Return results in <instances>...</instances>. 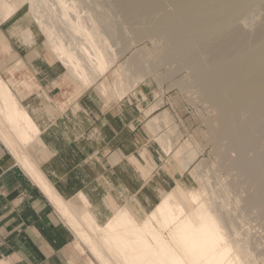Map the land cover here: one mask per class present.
Returning a JSON list of instances; mask_svg holds the SVG:
<instances>
[{
  "label": "rangeland",
  "instance_id": "obj_1",
  "mask_svg": "<svg viewBox=\"0 0 264 264\" xmlns=\"http://www.w3.org/2000/svg\"><path fill=\"white\" fill-rule=\"evenodd\" d=\"M12 1L18 4L19 7L16 10L17 12L14 11L11 14L16 13V19L0 30V79L13 82L12 90L17 97L23 99L37 89L34 85L28 86L27 83L19 84L18 82L32 75L24 61L21 62L23 64H16L17 60L21 58L17 54L20 48L35 47L43 49L44 53L48 55L49 61L61 71L62 80L66 84L79 82L75 80L69 69L63 65L61 59L51 49L52 46L38 25L35 14L37 18L43 20L44 24H51L52 26L51 13L54 9L63 6L69 10L67 18L70 20L71 23L69 24L72 27L76 28L80 19L87 27L95 26L101 37L106 40L105 50L108 63L106 68L97 67L93 82L86 87L80 83V86L82 88L94 86L97 89V85L103 82L107 94L104 96L97 89L98 93L104 97L111 95L119 98L142 86L146 88L147 96L155 102L147 114L154 111L159 104L163 107H170L172 113L164 110L156 115L154 125L157 130L160 125L164 126L161 134L158 135L159 137L156 136L157 141L166 153H171L170 157L174 162L180 163L183 169L187 170L183 178L178 180V183L183 182L186 187L188 186L187 188L196 192L198 199L202 197V189H204L203 197L207 198L211 206L213 205L211 208L216 211L227 226L232 224L230 229L227 227V232L231 239H236L237 244L243 246L242 248L245 251L243 259L245 258L244 260H247L249 264H264V202L257 199L259 196L256 182L249 180L244 174L242 150H240V139H238L241 137L239 126H244L245 121L242 120L247 118L248 113L246 114V110H242L237 103L230 101L225 80L227 74L225 72L224 75L218 73L224 68L223 65L228 59V55H226L228 51L231 55L230 50L236 51L239 48L238 45L247 39L249 41L247 40L244 44L239 45L243 49L246 48V50L249 47L254 48L253 46L256 44L258 45V41H264V0H218L217 2L209 0L215 3H212L214 7L209 5L211 6L209 9L208 4H203L204 1L209 3L208 0H182V2L188 1L190 3L191 1V4H195L185 3L187 9L190 6L192 7V9H189L190 13L187 10H181L185 7L184 2L182 3L181 0L179 1L183 4V7L180 6V3H177L178 0L175 2L177 3L175 5H178L177 9L180 6L178 12L173 11L177 10L175 5H172L175 0H153V2L152 0H62L61 2L59 0H41L36 3L35 12L33 10V13H31L32 9L29 8L30 3L28 0ZM196 1L201 7L195 3ZM147 2L148 4H146ZM71 5H74V7H71ZM147 5H154L151 6L154 10ZM202 7L204 10L201 11ZM155 9L157 10L155 11ZM145 11L146 13H144ZM181 12L188 14H180ZM164 19H169L167 23L165 22L166 24H163ZM69 24L65 19L59 18L57 23L53 24L54 33L51 37L54 39L61 38L67 46L68 41H71ZM162 25L167 26L163 27ZM166 30L170 33L168 34ZM206 30L209 32H206ZM174 32L176 34H173ZM257 33L261 34V39L256 38ZM240 35L242 38H240ZM6 38H11L12 42L16 43L18 47L15 45L10 46ZM75 38H77V41L81 40L79 35H75ZM226 41L225 45H228L229 49L230 46L234 49L226 50L227 52H222L224 55L220 54V56L219 53L218 55L213 54L215 53L213 51L214 47L217 45L222 47L223 45H220ZM72 45L74 46V52L78 54L84 52L75 42ZM215 62L217 63L215 64ZM10 69L13 70L10 71ZM11 72H13V75ZM222 100L228 105L227 115L229 114V117H226L227 120L229 118L234 123L224 122ZM48 107L49 105L42 106V108ZM230 114L236 118L231 119ZM240 118L243 119L239 120ZM239 121L243 123L240 125ZM232 124L233 126H231ZM228 127H231V131L229 130L231 133L228 131ZM234 128L237 134H235ZM33 143L40 144L38 141ZM262 143L261 149L263 150L264 142ZM235 150H237V153ZM252 153V151L251 153L248 152L246 157L255 158L256 160V157H254L255 152L253 155ZM240 172L242 173L240 174ZM161 181L164 185L162 190L153 191L147 186H142L141 194H134L129 191L122 192L121 197L123 200L121 202L114 199L105 200L98 214L93 213L102 223L103 213L109 214L124 203L131 206L132 212H135L136 217L141 219L146 216L162 193L171 190L176 185V182L169 183L166 179H161ZM133 186V184L129 185L131 190H133ZM78 201L71 200L70 203L81 205ZM91 207L93 206L91 205ZM77 242L85 249V253H80L76 248L77 253L81 256L82 264H88V256L94 261V263L90 261V264H98L87 248L74 235L75 246Z\"/></svg>",
  "mask_w": 264,
  "mask_h": 264
},
{
  "label": "crops",
  "instance_id": "obj_2",
  "mask_svg": "<svg viewBox=\"0 0 264 264\" xmlns=\"http://www.w3.org/2000/svg\"><path fill=\"white\" fill-rule=\"evenodd\" d=\"M15 19L16 13L0 19V30ZM6 41L18 47L11 38ZM17 54L32 74L19 84L37 88L18 97L20 102L32 106L46 99L49 104L36 115L46 145L28 146L33 164L65 200H78L83 192L97 215L105 200H122L120 192L134 193L142 186L159 191L161 179L183 178L187 170L156 139L164 126L155 132L147 127L153 116L172 111L159 104L144 115L155 103L146 88L104 97L94 86L66 84L43 49L25 47ZM13 156L0 142V264H82L76 248L85 249L74 245V231Z\"/></svg>",
  "mask_w": 264,
  "mask_h": 264
},
{
  "label": "bare ground",
  "instance_id": "obj_3",
  "mask_svg": "<svg viewBox=\"0 0 264 264\" xmlns=\"http://www.w3.org/2000/svg\"><path fill=\"white\" fill-rule=\"evenodd\" d=\"M38 1L41 0H28L30 3L29 8L32 9V12L29 9L31 13H33V10L35 12V5ZM61 1L62 0H59V2ZM176 1L177 0L174 1V4L172 2V5L180 3V6L183 7V4H181L182 0L181 2L178 0V2L175 3ZM188 1L186 2L188 3ZM197 1L195 3L199 4ZM213 1L217 2L218 0ZM213 1H209L211 4L204 1L205 3L203 2V4H208L209 9V7L211 8L209 5H212V3H214ZM183 2L185 7H183V9L181 8V10H187L189 12V9H192V7L189 5V9H187V4L185 5L186 2ZM146 4H148V2ZM188 4H191V1ZM214 4L212 5L213 7ZM191 5L195 4L193 3ZM141 6L143 7V5ZM151 6L153 7L154 5H150L148 7L152 8ZM161 6L163 5L161 4ZM177 6L175 5L176 9ZM18 7L19 5L12 0H0V19L5 20L6 17L16 11ZM71 7H74V5H71ZM179 7L177 10L173 11L178 12ZM163 9L165 8L163 7ZM196 9L198 10V8ZM152 10L154 9L152 8ZM156 10L157 9H155V11ZM202 10H204L203 7L201 11ZM222 10H224V8H222ZM144 13H146V11ZM182 13L186 14L184 12H181L180 14ZM200 14L202 17V12ZM68 15L69 10L63 6H60L59 9L57 8L53 10L50 19H52L53 24H56L59 18H63L69 24L71 22L67 18ZM35 16L38 25L45 33L44 35H46L45 38L51 44V49L55 55L61 59L63 65L69 69L75 80H78L84 87L88 86V84L94 81V73L97 71V67L106 68L108 63L105 50L106 40L105 38L101 37L98 29L95 26L87 27L83 24L81 19L78 21L76 28L69 24L71 28V41H68V45L66 46L61 38L57 37L54 39L51 37V35L54 33L53 24L52 26L51 24H44L41 18H37L36 14ZM197 17L201 18L200 16ZM150 19L152 20V17ZM167 20L169 19H166L163 24L165 22L167 23ZM206 32L209 31L206 30ZM258 33L257 36H255L257 39H261V34ZM173 34L176 33L174 32ZM75 35H79L81 40L77 41ZM174 36L173 38L176 37ZM240 38H242V36ZM228 40L230 41V39ZM241 40L239 41L241 42ZM227 41L221 45L218 43L220 46L223 45L222 47H219L218 45L217 46L219 48L217 46H213L215 48L213 49L215 52L213 54L218 55L219 53L220 56V54H223L222 52H227L226 50L234 49V47L231 48V46L229 49L228 45H225ZM73 42H75V44L78 45L81 50H84V52L79 54L74 52V46L72 45ZM245 42L243 41L241 44H244ZM258 42L259 44L253 46L254 48L249 47L250 49L248 48L247 50L246 48H244V50L242 46H239L241 44H239V48H235L236 51L230 50L232 53L231 55L228 51L226 54L228 55V59H226V63L224 62V68L218 73H222L224 75L225 72V74H227L225 80L227 82L230 101L237 103L242 110H246V114L248 113V116L245 118V120H242L244 117L239 119L245 121L244 126L242 125L243 127L239 126L241 129V134L238 133L241 135V137L238 139H240V150H242L241 156H243V169L245 176L248 177L249 180L251 179L253 182L255 181L258 185V201L260 200L264 202V149H261V145L263 144L262 142H264V41H261L262 43L260 41ZM180 44L182 45V43ZM21 62L22 60L19 58L16 64ZM216 63L217 62H215V64ZM12 85V81L8 82L2 78L0 79V142L6 146L11 154L14 155L13 157L16 158L17 162L20 163L30 178L42 189L44 194L47 195L49 201H51V203L55 206L56 210L58 209L60 212L59 214H61L65 221L68 222L70 226L69 228L74 231L75 236L87 248L98 264H249L247 260H244L245 258L243 259V253L245 252L242 248L243 246L241 247L240 244L238 245L237 240L231 239L228 235L227 227L230 229L232 224H228L227 226L226 223L223 222L222 218L216 213V211L211 208L213 205L211 206V203L207 201V198L203 197L204 189L201 187L199 188L202 189V197L198 199L196 192L192 191L190 188H187L188 186L186 187L183 182L178 183L177 181L176 185L171 190L164 192L161 194V196H159L153 207L143 218L138 219L129 206L122 203L115 211H113V213L102 216V223L99 222L97 216L91 211V201L83 192L77 193V198L81 205L70 203V201H67V199L65 200L57 192L56 188L51 183H49V181H47L40 170H38L33 164L36 162L32 160V156L28 147L34 141H38L41 145H46L43 136L41 135V128L43 124L37 120L38 116L36 115L42 109V106L49 104H46V99L42 101L39 99V101L32 106L22 104L16 93L12 90ZM97 89L102 95L106 96L107 89L105 88L103 82L97 85ZM221 95L223 94L221 93ZM64 105L65 104H63V106ZM235 108H237V106H235ZM149 110L150 108L145 110L144 115H146ZM232 118L234 117L231 115V119ZM155 121L156 117L153 116L147 122V126L154 132L157 131L154 125ZM228 121H230L229 118ZM236 123L238 124V122ZM242 123H240V125ZM231 126H233V124ZM230 128L228 127V131ZM235 128L234 132H236ZM235 134H237V132ZM230 136L231 134L229 137ZM234 141L236 142V140ZM237 150H235L236 153ZM251 151L253 152L252 155L255 152L254 157H256V160L255 158L251 159L246 157V154L248 152L251 153ZM241 173L242 172H240V174ZM134 186L132 188H134ZM122 194L123 193L120 192V197ZM134 194H141V188L134 192ZM121 199L123 200L122 197ZM122 200H120V202Z\"/></svg>",
  "mask_w": 264,
  "mask_h": 264
},
{
  "label": "water",
  "instance_id": "obj_4",
  "mask_svg": "<svg viewBox=\"0 0 264 264\" xmlns=\"http://www.w3.org/2000/svg\"><path fill=\"white\" fill-rule=\"evenodd\" d=\"M222 105H223V120L225 122H228L227 120V103L225 101L222 100Z\"/></svg>",
  "mask_w": 264,
  "mask_h": 264
}]
</instances>
